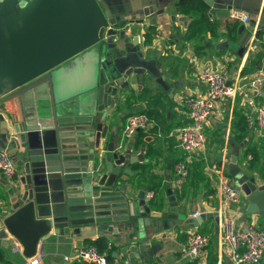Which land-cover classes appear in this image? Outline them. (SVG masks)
<instances>
[{"label": "water", "instance_id": "1", "mask_svg": "<svg viewBox=\"0 0 264 264\" xmlns=\"http://www.w3.org/2000/svg\"><path fill=\"white\" fill-rule=\"evenodd\" d=\"M204 1L212 7V0ZM103 5L101 0H0V149L16 168L13 180L0 179V240L15 239L27 260L44 256L52 235L69 237L72 228L77 235L84 227L116 235L114 226L128 223L136 246L120 253L145 264L147 248L138 238L150 240L156 230L144 229L157 224L153 219H178L170 183L165 184L170 215L151 211L143 190L133 196L121 184L125 169L142 156L111 142L104 155L100 152L108 136L106 108H113L117 97L133 85L152 90L155 83L168 90L159 63L142 53L137 35L129 39L126 20ZM210 15L227 17V12ZM73 59L89 62L91 71L87 86L69 93L60 75L66 70L56 69ZM230 165L246 212L264 217L260 177L237 167L234 156ZM207 217L202 212L192 220Z\"/></svg>", "mask_w": 264, "mask_h": 264}, {"label": "crops", "instance_id": "2", "mask_svg": "<svg viewBox=\"0 0 264 264\" xmlns=\"http://www.w3.org/2000/svg\"><path fill=\"white\" fill-rule=\"evenodd\" d=\"M101 1L112 15L126 20L125 29L129 39L132 41L135 35L138 36L142 53L149 54L159 63L164 83L168 87L165 90L161 85L153 83L152 90H138L137 85H133L117 97L115 106L106 108L108 117L104 125L108 127V136L100 149L104 155L102 150L111 142L115 148L130 151L132 156L143 157V161H137L125 169L120 182L133 196L143 190L147 200V194L152 192L153 199L147 200L151 211L172 214L167 207L165 184H171L176 163L186 159L178 141V131L189 123L182 101L185 97H198L205 92V86L199 79L201 69L207 65L213 69L226 68L229 83L242 88L235 98L216 105L205 126L208 146L202 152L191 155L187 164L188 178L181 188L173 189L178 203V219H153L157 224L144 229V232L152 231V228L156 230L150 240H142V236L138 238L139 246L147 248L148 260L145 264H231L221 251L219 219L211 215L217 213L221 202L217 188L218 177H230L228 168L231 156L236 158L237 167L244 169L248 175L260 177L258 185L264 184V133L255 128L249 129L246 121L253 109L264 102V86H250L252 80L264 79V0H212V7L204 0ZM197 5L206 7L209 13L212 10L223 13L230 8L237 9L249 16V22L240 24L242 35L233 43L226 37L225 24L231 23L227 17L210 15L213 21L220 19V26L212 33L203 31L194 23V16L180 13L182 7ZM139 20L141 23L136 24ZM134 27H137L136 31H128ZM253 38L256 50L251 52L249 47ZM146 39L149 43H146ZM256 56L258 70L241 76L248 59ZM75 62L73 59L56 69V73L66 70L60 75L69 93L89 83L90 63L79 65ZM251 67L252 65L249 68ZM6 108L8 111L13 110L10 103L6 104ZM236 113L245 118L248 131L245 139L238 143L232 141L233 118ZM135 114L146 115L151 124L145 132L139 131L127 141L122 136L125 121ZM194 169L196 177L192 174ZM3 193L4 189L0 184V197ZM246 208V199L241 195L231 211L237 226L246 228L253 225L262 228L264 217L250 215ZM181 209L185 210V215L181 214ZM202 212L210 215V218L194 222L193 215ZM114 227L118 231L116 235L98 232L94 227L81 228L77 235L72 234V228L69 237L52 235L44 243L46 254L30 260L21 255V247L9 236L7 240H0V262L30 264L31 260H35V264L80 263L75 255L78 250L86 247V241L104 238L107 245L102 253L107 255L112 251V254H118V259L112 256L109 264L115 260L135 264L128 254L120 253L123 249L136 246L132 227L128 223L116 224ZM200 229L203 230L200 232ZM195 232L208 237L209 245L199 257L183 258L180 250L185 245L187 236ZM151 247L155 251H151ZM136 257L141 258V253H137ZM65 258L68 260L65 261ZM260 264H264V255Z\"/></svg>", "mask_w": 264, "mask_h": 264}, {"label": "built area", "instance_id": "3", "mask_svg": "<svg viewBox=\"0 0 264 264\" xmlns=\"http://www.w3.org/2000/svg\"><path fill=\"white\" fill-rule=\"evenodd\" d=\"M227 18L231 22L247 24L249 16L237 9L230 8ZM212 21V17H210ZM253 38L249 51L256 50ZM199 79L205 86V92L198 97H185L182 105L189 119L188 125L178 131L179 146L186 156L184 161L174 166V177L171 180V188L179 189L188 178V163L191 155L202 152L206 146L205 126L219 102L230 100L242 90L241 86L229 83L226 68L213 69L207 65L199 73ZM262 78H256L250 82L252 88L262 85ZM249 129L255 128L264 133V102L253 109L252 115L246 118ZM151 122L144 114L129 116L124 125L122 136L130 140L137 132H145ZM0 172L7 180H13L16 168L10 156L5 150L0 149ZM217 188L220 195V206L217 212L221 232V251L231 264H260L264 255V226L257 228L253 225L240 228L236 219L232 216V206L242 195L236 191L231 179L225 175L218 177ZM154 194L148 193L147 200L153 199ZM199 214H194L193 217ZM209 245V239L199 233H191L187 236L185 245L180 253L183 258H196L202 255ZM110 247V244H108ZM75 258L85 264H109L107 255L100 253L95 247L89 246L78 250ZM68 258H65L67 261ZM31 260L30 264H35ZM0 264H3L0 262ZM110 264H131L129 261H113Z\"/></svg>", "mask_w": 264, "mask_h": 264}, {"label": "trees", "instance_id": "4", "mask_svg": "<svg viewBox=\"0 0 264 264\" xmlns=\"http://www.w3.org/2000/svg\"><path fill=\"white\" fill-rule=\"evenodd\" d=\"M180 13L186 16H190V15L194 16L195 19L193 22L196 23L199 27H201V29L205 32L213 33V30L217 29L220 26L219 23L220 19H214V21L212 19L213 22H211L210 20L211 16L209 10L204 6L197 5L193 7H182L180 8ZM225 29H226V37L230 42L236 43L237 39L242 35V28L240 27V23L238 22L226 23ZM188 30H190V28ZM146 40H147L146 43H149V40L148 39ZM256 61H258V56L252 59L249 58L247 65L241 71V76L249 75V73L253 71H257L258 68L256 67ZM250 65H252L251 68H249ZM146 114L148 116V113ZM247 133L248 131L246 128L245 118L241 114L236 113L233 118L232 141H236L237 143L242 142L245 139ZM192 174L194 175V177L197 176L195 169L193 170ZM106 245H107V240L104 238H99L93 242L86 241V247L94 246L101 253L106 250ZM107 259L108 261H111L113 259L112 251H109L107 253ZM0 260H1V256H0ZM74 264H85V263H74Z\"/></svg>", "mask_w": 264, "mask_h": 264}, {"label": "rangeland", "instance_id": "5", "mask_svg": "<svg viewBox=\"0 0 264 264\" xmlns=\"http://www.w3.org/2000/svg\"><path fill=\"white\" fill-rule=\"evenodd\" d=\"M235 168V166H233V165H230L229 166V168H228V176H230V171L232 170V169H234ZM230 179H231V182L233 183V179L231 178V176L229 177ZM201 230H203V229H200V232H201ZM203 232V231H202Z\"/></svg>", "mask_w": 264, "mask_h": 264}]
</instances>
